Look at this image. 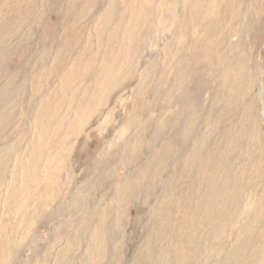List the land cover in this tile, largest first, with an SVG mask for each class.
Returning <instances> with one entry per match:
<instances>
[{
  "label": "rangeland",
  "instance_id": "obj_1",
  "mask_svg": "<svg viewBox=\"0 0 264 264\" xmlns=\"http://www.w3.org/2000/svg\"><path fill=\"white\" fill-rule=\"evenodd\" d=\"M0 264H264V0H0Z\"/></svg>",
  "mask_w": 264,
  "mask_h": 264
},
{
  "label": "bare ground",
  "instance_id": "obj_2",
  "mask_svg": "<svg viewBox=\"0 0 264 264\" xmlns=\"http://www.w3.org/2000/svg\"><path fill=\"white\" fill-rule=\"evenodd\" d=\"M226 154V153H225ZM52 161V160H51ZM50 162V161H49ZM53 162V161H52ZM52 162H51V164H52ZM54 163H55V161H54ZM49 164V163H48Z\"/></svg>",
  "mask_w": 264,
  "mask_h": 264
}]
</instances>
